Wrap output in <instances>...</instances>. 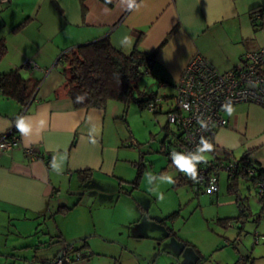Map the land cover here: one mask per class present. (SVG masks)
Listing matches in <instances>:
<instances>
[{"label": "crops", "instance_id": "1", "mask_svg": "<svg viewBox=\"0 0 264 264\" xmlns=\"http://www.w3.org/2000/svg\"><path fill=\"white\" fill-rule=\"evenodd\" d=\"M108 1L110 4L103 0H0V38H5L7 44L0 73L19 68L29 87L38 83L25 105L0 93V135L16 126L20 136L17 146L0 153V235L8 227L15 226L17 230L16 222L21 219L55 217L62 212L58 210L62 205L67 207L65 211L69 210L68 200L60 198L64 182L67 181L69 194L73 193V177H78L79 183L86 181L82 176L87 171L82 174L80 170L90 171L89 181L97 173L118 177L119 188H124L121 182L132 181L124 171L131 169L129 165L116 163L125 153L120 148H134L125 145L134 140L130 129L125 134L119 127L124 106L108 101L103 108H75L63 90L64 77L58 66L64 51L100 38H107L126 53L134 47L156 51L152 75L158 86L164 82L162 88H172L197 53L218 70L227 71L247 51L264 46V28L255 31L250 20V10L264 9V0H135L131 9L128 0ZM22 21V28L13 32V26ZM125 37H130V41L125 42ZM26 59L34 61L38 68H25ZM230 108L231 114L227 109L223 111L227 124L215 129L214 147L229 151L238 160L248 151L249 160L264 169V108L247 102ZM167 134L161 140L163 152L174 141L173 131V138L166 140ZM28 146H33L41 158L27 157L24 149ZM210 154L213 152L203 153L206 157ZM143 161L146 162L145 157ZM174 167L178 170L167 161L158 174L168 176ZM162 169L164 172L159 173ZM146 170L147 164L140 181ZM178 177L179 174L174 180ZM240 181L252 183L239 175L237 190ZM174 184L172 187L186 185ZM187 185L193 190L190 183ZM125 192L140 203L130 190ZM242 207L247 215L249 207ZM57 228V240L69 241V231ZM80 235L83 234L77 236ZM47 240L43 237L38 242L44 245ZM31 245L33 242L25 248ZM82 246L90 248V243L82 241L79 247ZM4 253L8 252L0 253V260L3 255H10ZM32 257L43 263L48 261L36 253Z\"/></svg>", "mask_w": 264, "mask_h": 264}, {"label": "rangeland", "instance_id": "2", "mask_svg": "<svg viewBox=\"0 0 264 264\" xmlns=\"http://www.w3.org/2000/svg\"><path fill=\"white\" fill-rule=\"evenodd\" d=\"M58 66L62 68L64 63L58 62ZM138 88L145 93H173L171 87L158 86L152 74H144ZM171 104V98L164 101L159 113L140 109L136 101L122 104L126 121L120 117L119 127L125 134L130 129L139 147L120 148L128 156L121 153L116 163L129 165L131 169L124 171L132 180L136 173L132 161L144 155L147 170L136 187L131 182H121L124 188H119L118 177L97 173L81 183L73 177V193L69 194L65 181L60 198L67 199L71 208L55 217L21 219L16 222L18 231L15 226L6 228L0 235V253L10 255H3L0 264H52L65 243L85 236L90 243V248L85 249L94 252L90 264L98 260L100 264H264V207L251 182L240 181L237 192L229 193L227 174L221 171L217 192L203 190L195 194L187 184L172 187L158 174L168 161L160 152L161 140L165 133L166 140L173 138L166 113ZM179 173L174 167L168 176L175 178ZM148 174L155 177L151 183ZM126 189L140 203L127 195ZM161 194L163 199L159 198ZM245 205L249 207L247 215L242 211ZM58 226L69 231V241L57 240ZM255 231L259 233L258 240ZM79 234L83 235L78 237ZM43 237L48 239L44 245L38 242ZM35 253L48 258V262L33 259Z\"/></svg>", "mask_w": 264, "mask_h": 264}, {"label": "built area", "instance_id": "3", "mask_svg": "<svg viewBox=\"0 0 264 264\" xmlns=\"http://www.w3.org/2000/svg\"><path fill=\"white\" fill-rule=\"evenodd\" d=\"M259 15V14H258ZM25 68H38L31 59H26ZM165 83L162 82L161 86ZM171 110L167 113V123L173 127V144L166 149V157L172 160L171 153H182L187 157L199 154L202 139L208 141L216 127L225 126L227 119L223 111L240 102L255 103L264 108V46L247 51L239 63L227 71H220L204 56L197 53L185 65L182 73L172 85ZM164 102L161 93L148 103V110L153 112ZM11 129L0 135V153L7 152L20 142L19 134H10ZM133 144L136 142L131 141ZM30 159L41 158L33 146L24 149ZM229 153V152H228ZM217 152L206 161L197 164V179L193 181L184 173L195 192L218 191V176L221 171L227 173L229 183L240 175L241 162L226 155L217 159ZM173 161V160H172ZM248 177L254 172L253 167L244 168ZM243 169V170H244ZM256 196L264 206V177L255 184ZM230 224V222H228ZM255 239H259L257 231ZM59 257L52 264H87L91 251L75 249L65 244Z\"/></svg>", "mask_w": 264, "mask_h": 264}, {"label": "trees", "instance_id": "4", "mask_svg": "<svg viewBox=\"0 0 264 264\" xmlns=\"http://www.w3.org/2000/svg\"><path fill=\"white\" fill-rule=\"evenodd\" d=\"M103 1L110 4L108 0ZM81 2H83V0H81ZM262 15H264V9L260 7H255L250 10V20L255 31L264 28ZM22 26L23 21L13 26L12 31L16 32L21 29ZM6 52V40L5 38H0V61L5 56ZM155 54L156 51L146 52L137 47H134L131 51L126 53L114 47L107 38H100L79 44L68 51H64L58 59L59 62L64 63L61 69L64 77L63 90L66 92L75 108H103L108 101L121 102L124 106L130 101H136L140 109L144 107L147 108L148 103L155 98L158 92L151 91L145 93L140 91L138 83L144 74H152L151 68L154 63ZM37 85L38 83H35L33 86L29 87L26 78L21 74L19 68L0 73V93L4 97L15 99L23 105L28 103ZM135 92L138 93V97L135 96ZM161 96L164 98V101L171 98L170 95L164 93H161ZM78 97L81 99H78ZM162 103H160L159 107L152 113L160 112ZM169 110H171V106L166 112ZM123 119L126 121L124 116ZM214 132L208 138V141L212 145V152H217V159L220 160L230 154L228 153L229 151H220L214 147ZM17 133V127H12L10 134ZM131 141H129L127 146L139 147L138 142L133 144ZM163 153L166 156L167 150H164ZM143 156L144 155L141 154L138 161L134 162L136 173L132 181H130L134 187L138 185L142 173L146 168ZM248 157L249 152L246 151L239 159L242 167L240 170V177L249 178L255 185L259 179L264 177V169L257 163L249 160ZM168 162L174 164L172 160L168 159ZM246 167L254 168L253 174L249 177L243 173L246 172L244 169ZM86 171L88 172L89 170H80L82 174ZM162 172H164V169L159 173ZM86 173L85 176H82L85 180L89 179L90 171ZM238 179L239 176H235L232 182L228 183L229 191H237ZM175 181L176 185L189 183L182 172L179 173V177ZM63 209L65 211L67 207L62 205L59 206L58 210L63 211ZM86 238L87 237L65 244H71L75 249H85L84 246H76L75 242L86 241ZM92 255L93 252L91 251L87 258V264H90Z\"/></svg>", "mask_w": 264, "mask_h": 264}, {"label": "clouds", "instance_id": "5", "mask_svg": "<svg viewBox=\"0 0 264 264\" xmlns=\"http://www.w3.org/2000/svg\"><path fill=\"white\" fill-rule=\"evenodd\" d=\"M135 6V0H128V8L131 9ZM130 37H125V42L130 41ZM78 99H81L78 97ZM228 113L231 114L232 109H227ZM202 147L199 149V154L192 157H187L182 153H171L170 157L173 160L174 164L178 167V170L188 176L190 179L195 181L197 179V164L201 161H206L207 157L203 153L211 152L212 145L207 141L202 139ZM183 162H187L186 166ZM152 179H155L151 174H148L149 183ZM161 179L166 181L168 184H174L176 181L172 176H162ZM160 199H163V195L159 196Z\"/></svg>", "mask_w": 264, "mask_h": 264}, {"label": "water", "instance_id": "6", "mask_svg": "<svg viewBox=\"0 0 264 264\" xmlns=\"http://www.w3.org/2000/svg\"><path fill=\"white\" fill-rule=\"evenodd\" d=\"M71 243H72V242H71ZM60 254H61V252H59V253H58L56 256H57V257H59V256H60Z\"/></svg>", "mask_w": 264, "mask_h": 264}, {"label": "snow or ice", "instance_id": "7", "mask_svg": "<svg viewBox=\"0 0 264 264\" xmlns=\"http://www.w3.org/2000/svg\"><path fill=\"white\" fill-rule=\"evenodd\" d=\"M184 164H185V166H186V164H187V162H183Z\"/></svg>", "mask_w": 264, "mask_h": 264}]
</instances>
